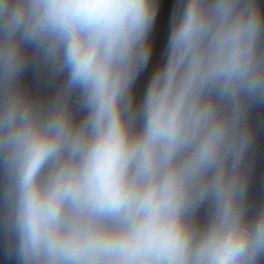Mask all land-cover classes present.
Listing matches in <instances>:
<instances>
[{"label":"clouds","instance_id":"obj_1","mask_svg":"<svg viewBox=\"0 0 264 264\" xmlns=\"http://www.w3.org/2000/svg\"><path fill=\"white\" fill-rule=\"evenodd\" d=\"M167 3L0 0L14 264H264L249 161L264 5L171 0L161 25Z\"/></svg>","mask_w":264,"mask_h":264},{"label":"water","instance_id":"obj_2","mask_svg":"<svg viewBox=\"0 0 264 264\" xmlns=\"http://www.w3.org/2000/svg\"><path fill=\"white\" fill-rule=\"evenodd\" d=\"M264 5V0H261ZM171 11V0L162 9L161 25L166 22V19ZM163 30L160 36L157 37V45L155 52L158 54L162 50ZM26 81H31V76L25 77ZM252 127L254 133L253 147L249 153V161L251 164V192L250 198L256 202L264 203V107L256 109L252 116ZM0 264H14L13 257L8 253L7 249L0 242Z\"/></svg>","mask_w":264,"mask_h":264}]
</instances>
